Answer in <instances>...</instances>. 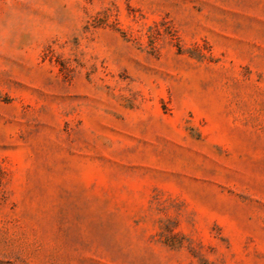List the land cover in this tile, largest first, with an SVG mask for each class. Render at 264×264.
Masks as SVG:
<instances>
[{
  "label": "rangeland",
  "instance_id": "obj_1",
  "mask_svg": "<svg viewBox=\"0 0 264 264\" xmlns=\"http://www.w3.org/2000/svg\"><path fill=\"white\" fill-rule=\"evenodd\" d=\"M0 264H264V0H0Z\"/></svg>",
  "mask_w": 264,
  "mask_h": 264
}]
</instances>
